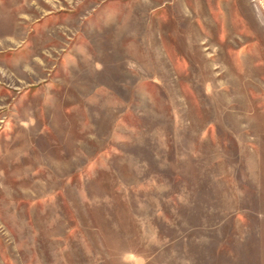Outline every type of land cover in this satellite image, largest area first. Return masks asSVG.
<instances>
[{
  "label": "rangeland",
  "instance_id": "obj_1",
  "mask_svg": "<svg viewBox=\"0 0 264 264\" xmlns=\"http://www.w3.org/2000/svg\"><path fill=\"white\" fill-rule=\"evenodd\" d=\"M0 264H264V0H0Z\"/></svg>",
  "mask_w": 264,
  "mask_h": 264
}]
</instances>
